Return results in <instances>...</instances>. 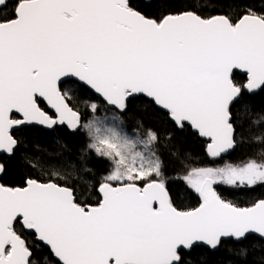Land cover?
Segmentation results:
<instances>
[{
    "label": "snow or ice",
    "instance_id": "snow-or-ice-1",
    "mask_svg": "<svg viewBox=\"0 0 264 264\" xmlns=\"http://www.w3.org/2000/svg\"><path fill=\"white\" fill-rule=\"evenodd\" d=\"M258 189L264 0H0V264H264Z\"/></svg>",
    "mask_w": 264,
    "mask_h": 264
},
{
    "label": "trees",
    "instance_id": "trees-1",
    "mask_svg": "<svg viewBox=\"0 0 264 264\" xmlns=\"http://www.w3.org/2000/svg\"><path fill=\"white\" fill-rule=\"evenodd\" d=\"M238 79H241L242 77H237ZM261 98H257V103L260 102ZM98 115L102 116L103 115V110H101ZM134 125V120L129 119L128 121V127L129 129ZM69 142L72 144H78V143H82L84 140V137H67ZM185 148L192 153L194 159L196 160H206L205 157H203L202 155V145L201 143L195 139V138H191V137H186L185 138V144H184ZM253 150L252 149H248V148H244V149H238L237 151L233 152L231 154V156L229 157H225V159L229 160L230 162L233 163H239L241 160L245 159L247 155H249ZM260 191H264V189H258L256 194H259ZM194 203V201H186L185 205L188 206L190 204Z\"/></svg>",
    "mask_w": 264,
    "mask_h": 264
},
{
    "label": "rangeland",
    "instance_id": "rangeland-1",
    "mask_svg": "<svg viewBox=\"0 0 264 264\" xmlns=\"http://www.w3.org/2000/svg\"><path fill=\"white\" fill-rule=\"evenodd\" d=\"M103 115H104V112H103ZM103 115H102V116H103Z\"/></svg>",
    "mask_w": 264,
    "mask_h": 264
}]
</instances>
